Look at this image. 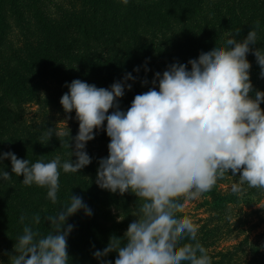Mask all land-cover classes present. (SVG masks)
<instances>
[{
  "label": "clouds",
  "instance_id": "9594fccd",
  "mask_svg": "<svg viewBox=\"0 0 264 264\" xmlns=\"http://www.w3.org/2000/svg\"><path fill=\"white\" fill-rule=\"evenodd\" d=\"M122 3L127 5L129 0ZM258 27L259 22L242 41L236 39V29L223 45L218 43L187 64L173 63L162 74L155 73L153 87L136 95L127 111L120 109L119 100L132 89L128 83L135 82L132 73L110 88L73 80L65 85L68 92L60 103L65 113L74 110L79 121L70 152L76 159L62 161L56 156L33 163L8 151L0 153V163L10 160L11 172L23 176V185L46 188L47 199L57 204L61 170L78 173L88 166L92 159L86 144L103 128L110 143L108 156L99 160L96 183L113 193L131 191L140 203L135 213L139 219L129 225L124 246L113 238L102 251L94 252L95 258L112 264L102 258L115 251L114 264H212L197 238L199 226L181 210L185 200L210 191L229 170L240 174L232 192H241L245 184L264 189V110L260 107L264 92L256 91L254 98L249 95L253 86L247 59L251 52L264 77V48L252 47L259 41ZM53 134L65 135L58 127L48 129L42 132L41 142L47 144ZM11 178L0 168V181ZM81 210L92 215L82 197L70 196L59 210L43 218L51 224L46 234L38 227L43 222L39 213L22 214V234L15 239L16 254L9 264H69L67 237L73 225H65Z\"/></svg>",
  "mask_w": 264,
  "mask_h": 264
},
{
  "label": "trees",
  "instance_id": "16d2710c",
  "mask_svg": "<svg viewBox=\"0 0 264 264\" xmlns=\"http://www.w3.org/2000/svg\"><path fill=\"white\" fill-rule=\"evenodd\" d=\"M257 22L259 41L252 47L264 48V0H129L127 5L122 0H0V89L5 87L0 93V130L11 129L7 148L19 143L28 146L12 152L18 158L36 162L44 157L50 161L58 155H67L73 147L72 135L58 138L53 134L43 144L41 135L48 127L31 133L29 142H24L29 137L27 131L13 137L14 127L20 125L15 106L39 100L41 82L58 76H75L98 88H110L132 73L136 78L134 83L128 81L132 89L119 100L120 109L127 111L136 95L153 87L155 73L162 74L173 63L187 64L218 43L223 45L236 29H239L236 39L242 41ZM247 59L253 86L249 95L254 98L256 91L264 92V77L251 52ZM135 68L139 71L134 72ZM9 69L10 77L6 78ZM144 80L148 83L142 86ZM55 104L53 100L48 105ZM260 107L264 110V101ZM96 135L110 143L103 128ZM3 162L0 168L15 179L10 160ZM227 175H233L231 170ZM17 179L22 186L23 176ZM96 180V174L83 180L78 191L69 181V195L58 196L57 204L45 195L31 199V190L12 187L15 183L12 180L0 181V258L16 254L14 245L22 234L23 224L19 222L22 214L39 213L43 222L38 227L46 234L51 224L43 218L59 210L70 196L82 197L88 207L104 205ZM202 195L210 198L208 203L227 226L228 220L224 218L228 214L227 205L239 199L238 195L221 194L217 183ZM243 196L244 200L253 196L262 199L264 189L247 188ZM72 220L85 221L86 229L95 227L93 216L83 215L81 211L67 219ZM215 230H219L218 225L204 230L206 245L198 238L206 249ZM261 235L264 237V231ZM79 251L67 239L69 264H84V260L77 259ZM218 255L219 261L212 264H264V245L252 243L246 237Z\"/></svg>",
  "mask_w": 264,
  "mask_h": 264
},
{
  "label": "rangeland",
  "instance_id": "374dc122",
  "mask_svg": "<svg viewBox=\"0 0 264 264\" xmlns=\"http://www.w3.org/2000/svg\"><path fill=\"white\" fill-rule=\"evenodd\" d=\"M10 73L11 70L9 69V72L5 74L6 78L10 77ZM54 79L55 80L52 81L41 82L39 87V100L36 99L31 103L15 106L14 112H16L20 118V125L14 127L13 137L19 136L21 132L27 131L29 132V137H26L24 142H29L31 133L43 130L44 127H48L49 129L58 127V131L64 132L65 135H68V133L73 137L77 135L79 121L76 118L75 111L73 110L72 113H65L60 103L61 97L68 92V88L65 85L70 84L76 77L58 76ZM3 88L5 87L0 89V93ZM53 100L56 101L55 106L48 105L49 101ZM10 132L11 129L5 130L4 132L0 130V153L12 150L21 151L28 148V146L26 148V146L21 143L14 144L7 148V138H10ZM108 144L109 143L105 139L98 135H95L93 140L87 142L85 150L92 159V162L78 173H64L61 170L58 196L69 195V193H67L69 192V181L71 186L78 191L79 185L83 180L93 178L94 174L97 175L99 160L108 156ZM73 149L74 145L69 149L68 154L65 152L67 155L63 154L58 156L61 157L62 161L69 160L70 158L75 160V156L70 157V152L73 151ZM41 160L47 162L45 157ZM2 164H4V162H2ZM239 175L240 174L227 175L218 179V191L226 195L234 194L231 190V186L239 180ZM16 177L17 176H15V179ZM15 179H11L15 182L11 184V186L17 189H23V187L25 190L26 188L30 189L31 199L34 200L44 195L47 196L46 188H40L36 185L28 187L23 185V183L22 187L18 182L19 179ZM247 188L249 187L245 184L241 192L235 193L238 195L239 199L228 203V214H226L227 217H224L228 220L227 226H224L225 220L220 219V217L217 216L218 213L214 212L213 206L208 203L210 202L209 197L201 195L198 199L184 201L181 210L182 214L191 217L194 223L199 226L197 238L200 237L205 245L206 239L204 230L212 229L217 227V225L219 226V230H215L213 232V237L208 241L211 245L207 248V252L212 259V263L213 261H219L218 253L222 252V250L226 251L234 245H238L246 237L252 243L258 244L259 246L264 245V237L261 235L264 231V224L260 225L264 217V198L261 199L257 196H253L244 200L243 195H245ZM97 192L101 193L99 197L104 200V205L100 203L97 206L92 205L89 207L92 211L95 227L86 229V222L83 221L81 223L80 220H72V222L67 221L65 225V227H67L68 224L73 225V230L68 235L67 239L72 241L73 246L80 250L77 259L84 260V264H101V260L95 258L94 252L97 250L102 251L113 238L119 239L121 241V246H124L126 243L125 234L129 225L139 219L138 215L135 213L138 212L140 202L135 193L131 191L123 194L119 193V191L113 193L102 188ZM81 214H85L83 210H81ZM124 225L125 228H123ZM117 226L120 227L117 228ZM117 257L118 253L113 251L102 259L112 261V264H114ZM9 260V257H6V259L0 258V262H3V264H9Z\"/></svg>",
  "mask_w": 264,
  "mask_h": 264
}]
</instances>
